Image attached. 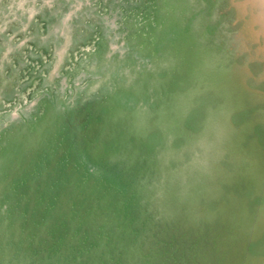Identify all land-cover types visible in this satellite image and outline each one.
<instances>
[{
	"label": "rangeland",
	"instance_id": "1",
	"mask_svg": "<svg viewBox=\"0 0 264 264\" xmlns=\"http://www.w3.org/2000/svg\"><path fill=\"white\" fill-rule=\"evenodd\" d=\"M0 264H264V0H0Z\"/></svg>",
	"mask_w": 264,
	"mask_h": 264
}]
</instances>
